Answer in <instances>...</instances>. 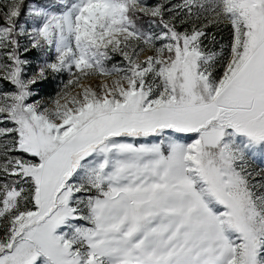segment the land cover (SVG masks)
<instances>
[{
    "label": "snow or ice",
    "instance_id": "1",
    "mask_svg": "<svg viewBox=\"0 0 264 264\" xmlns=\"http://www.w3.org/2000/svg\"><path fill=\"white\" fill-rule=\"evenodd\" d=\"M0 264H264V0H0Z\"/></svg>",
    "mask_w": 264,
    "mask_h": 264
},
{
    "label": "rangeland",
    "instance_id": "2",
    "mask_svg": "<svg viewBox=\"0 0 264 264\" xmlns=\"http://www.w3.org/2000/svg\"><path fill=\"white\" fill-rule=\"evenodd\" d=\"M52 85L46 88V92H51L48 95L54 94V92L56 91L58 84L56 81H52L51 83ZM43 95H45V93H43Z\"/></svg>",
    "mask_w": 264,
    "mask_h": 264
},
{
    "label": "trees",
    "instance_id": "3",
    "mask_svg": "<svg viewBox=\"0 0 264 264\" xmlns=\"http://www.w3.org/2000/svg\"><path fill=\"white\" fill-rule=\"evenodd\" d=\"M52 81H49V82H47V83H45V84H42L41 86H40V89H41V95H43V93H45V95H48V94H50L51 92H46V88L47 87H49V86H51L52 84Z\"/></svg>",
    "mask_w": 264,
    "mask_h": 264
}]
</instances>
